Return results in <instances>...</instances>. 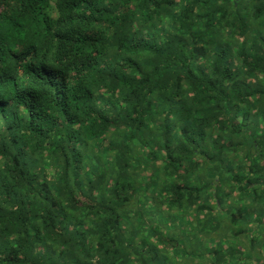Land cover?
I'll list each match as a JSON object with an SVG mask.
<instances>
[{"label": "clouds", "instance_id": "clouds-1", "mask_svg": "<svg viewBox=\"0 0 264 264\" xmlns=\"http://www.w3.org/2000/svg\"><path fill=\"white\" fill-rule=\"evenodd\" d=\"M0 264H264V0H0Z\"/></svg>", "mask_w": 264, "mask_h": 264}]
</instances>
